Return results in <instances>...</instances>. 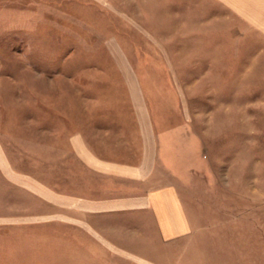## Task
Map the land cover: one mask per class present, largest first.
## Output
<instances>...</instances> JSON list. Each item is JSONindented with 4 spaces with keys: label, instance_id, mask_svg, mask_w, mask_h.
Wrapping results in <instances>:
<instances>
[{
    "label": "rangeland",
    "instance_id": "obj_1",
    "mask_svg": "<svg viewBox=\"0 0 264 264\" xmlns=\"http://www.w3.org/2000/svg\"><path fill=\"white\" fill-rule=\"evenodd\" d=\"M219 6L214 0H0V151L13 170L49 187L67 185L69 166L81 174L69 147L74 134L93 143L104 138L116 155L136 159L129 73L155 108L157 130L176 138L171 149L191 162L186 142L203 136L204 177L190 176L181 189L201 231L171 247V263L264 264V208H247L264 202V39ZM211 57L221 64L212 66ZM232 57L247 63H223ZM232 67L243 70L234 86L223 76ZM156 180L157 187L167 182L161 175ZM19 201L32 205L0 171V264H52L44 248L49 241L37 254L23 241V251L19 227H5ZM202 201L207 204L196 209ZM260 228L262 242L251 239ZM27 231L24 237L33 235ZM180 250L186 253L176 255ZM259 250L261 256L253 254ZM85 252L73 250L70 261L137 264L126 257L89 259Z\"/></svg>",
    "mask_w": 264,
    "mask_h": 264
},
{
    "label": "crops",
    "instance_id": "obj_2",
    "mask_svg": "<svg viewBox=\"0 0 264 264\" xmlns=\"http://www.w3.org/2000/svg\"><path fill=\"white\" fill-rule=\"evenodd\" d=\"M214 2L234 18H242L250 33H257L264 39V0ZM209 59L212 66L221 64L218 58ZM242 62L247 63L242 57H232L223 63L238 65ZM217 69L219 73L221 68ZM223 71L227 81L234 82L233 86L241 81V68H224ZM130 76L126 74L132 86V109L139 133L136 159L130 155L126 159L116 155L114 148L105 145L104 138L93 143L81 134H74L69 138V147L81 174L69 166L67 185L49 187L14 171L0 151V171L10 185L17 187L21 196L30 198L32 204L19 201L16 203L19 211L5 215V227L21 230L20 248L23 241H28L27 248L35 250L36 254L44 248L50 249L51 254L47 253L52 264H73L70 261L73 250H85L89 259L110 256L126 257L137 264H172L171 247L199 235L201 229L183 201L181 189L190 176L204 177L205 166L198 153L204 143L203 136L191 138L188 143L185 141L192 146L191 162L187 161V156H181L182 152L178 154L171 149L176 138L168 131L157 130L153 117L155 108L147 103L143 91L135 88V80ZM160 175L167 182L157 187L156 178ZM205 203H196L195 208H203ZM248 205L247 208L255 210L264 208V202ZM214 206L212 202V208ZM262 219L260 216L254 218L258 224ZM26 228L30 231L27 233L33 235L24 237L23 229ZM259 231L251 239L262 242L261 228ZM44 241H49L50 246L42 248ZM234 252L229 250V254L234 255ZM185 253L180 250L176 255ZM243 253L245 255V251ZM253 254L261 256V250ZM197 255L204 256L203 249Z\"/></svg>",
    "mask_w": 264,
    "mask_h": 264
}]
</instances>
